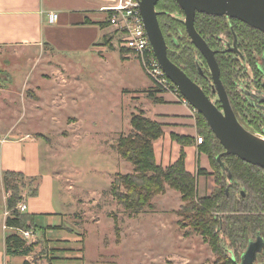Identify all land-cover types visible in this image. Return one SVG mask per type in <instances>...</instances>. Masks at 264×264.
<instances>
[{
  "label": "rangeland",
  "instance_id": "374dc122",
  "mask_svg": "<svg viewBox=\"0 0 264 264\" xmlns=\"http://www.w3.org/2000/svg\"><path fill=\"white\" fill-rule=\"evenodd\" d=\"M114 28L107 32L113 31L116 37ZM94 58L69 62L64 68L59 65L65 82L54 77L55 86L49 85L48 73L46 78L40 75L43 62L36 70L33 65L4 61L7 72L0 71L1 85L6 89L9 84L14 91L0 92V136L19 125L14 124L18 121L15 115H24L34 102L43 107L60 106L48 107L53 119L25 125L23 118L19 129L30 130L35 137L45 136L43 142L49 146L43 153L46 169L60 177L57 191L70 204L72 221L82 237L83 264H223L211 245L181 217L184 203L178 191L167 186L165 194L154 197L152 208L136 215L113 196L117 175L134 169L118 155L119 140L132 133V116L149 105L153 86L138 60L120 45ZM32 84L45 86L38 92ZM210 170L212 174V167ZM210 182L214 191L215 177ZM17 183L21 194L28 185H35L23 178H17ZM198 194L206 196L203 179ZM4 210L0 178V216Z\"/></svg>",
  "mask_w": 264,
  "mask_h": 264
},
{
  "label": "trees",
  "instance_id": "16d2710c",
  "mask_svg": "<svg viewBox=\"0 0 264 264\" xmlns=\"http://www.w3.org/2000/svg\"><path fill=\"white\" fill-rule=\"evenodd\" d=\"M157 12L160 13L159 23L168 45L169 58L199 84L212 100H215L217 97L211 88L209 68L202 54L188 37L184 12L176 0H160ZM113 14L114 12L110 11L109 20L101 26L104 28L112 26L110 18ZM195 27L212 50L222 48L218 39L220 35L233 38V34H236L240 40V49L246 56L264 52V34L238 20L198 14ZM111 41L110 38L107 43L110 44ZM122 51L129 52L124 48ZM223 54L217 53V61L222 70V80L232 107L245 128L252 130V125L257 122L250 120L246 115L247 105L235 82L237 69L244 70V68L231 54H228L229 57ZM251 60L254 64L255 60L252 58ZM148 95L150 99L159 103L161 101L156 95L163 94L153 88ZM216 105L221 109L218 101ZM240 116L244 117V122ZM131 125L132 133L120 138L117 151L122 159L134 166V172L118 174L112 184L113 196L127 212L136 215L146 208H152L154 197L165 194L169 186L181 193L184 203L180 212L181 217L211 245L213 252L224 261L223 264H235L230 253L238 254L246 249L251 238L257 235L264 238V171L243 162L236 156L223 155L224 147L200 113L197 112L198 133L203 138L200 152L208 155L214 172L211 174L199 168L198 176L213 175L217 186L210 196L203 198L198 194L197 177L186 169L184 150L180 159L172 166L165 169L158 165L154 142L164 135L163 125L147 118L143 111L132 116ZM255 130L260 128L257 127ZM174 139L182 146L192 144L191 140L185 138ZM219 156H222L221 162L218 161ZM221 163L229 169L231 180ZM17 178L26 179V176L16 172L4 174V184L8 194L7 210L10 213L6 226L11 230L6 238V252L14 257L29 255L36 246L34 243L29 244L15 232V229L30 231L36 228L35 216L18 210L24 198L20 193ZM32 191L33 195L37 194L36 189Z\"/></svg>",
  "mask_w": 264,
  "mask_h": 264
},
{
  "label": "crops",
  "instance_id": "0c3cea01",
  "mask_svg": "<svg viewBox=\"0 0 264 264\" xmlns=\"http://www.w3.org/2000/svg\"><path fill=\"white\" fill-rule=\"evenodd\" d=\"M119 2L120 0H0V71L7 72L3 69L6 60L14 61V65L21 63L36 66V70L43 62L44 73L41 72L40 75L46 78L45 73H48L51 77L47 78L49 85L55 86L54 77H62L61 67L68 66L69 62H82L94 57L97 59L101 52L121 46L123 35L118 31L117 38L113 37V31L108 33L107 30L114 26H101L109 20L110 9ZM51 14L58 15L55 23L50 22ZM110 38L112 41L108 44L107 40ZM55 61L60 63H54ZM64 61L66 63H61ZM14 68L17 72V67ZM27 75L29 74L26 73L25 78ZM1 82L0 78L1 93L9 94L14 91L9 84L4 89L6 86L1 85ZM60 82L64 83L65 79L62 77ZM32 86L40 92V88L45 85ZM156 98L161 102L156 103L149 98V105L141 108V111L147 118L163 125L164 135L154 142L158 165L165 169L172 166L180 159L184 150L187 171L197 177L198 185L201 179L204 180L206 196H210L213 193L210 179L214 176H198L199 168L211 173V164L208 155L200 152L198 145L200 135L197 114L192 107L182 104L172 94L156 95ZM48 107L57 109L60 106L48 104L43 107L36 101L28 105L24 115H15L18 121H14V124H22L23 118L25 125L40 119H53L54 115ZM81 119L82 116H79V120ZM19 125H13L15 127L4 131L0 136V178L5 206L4 213L0 216V264H83L82 237L78 236L79 232L72 221L73 213L68 207L70 204L57 191L60 177L46 169L43 153L49 146L43 142L45 136L35 137L30 130L19 129ZM175 137L191 140L192 144L182 146L175 141ZM5 172L24 174L26 179L35 184L28 185L22 194L23 202L28 206L25 213L35 216L36 223V228L30 230L33 238L29 242L36 246L27 256L14 257L6 252V238L11 230L5 228L8 212ZM129 172L133 173L134 169ZM34 189L37 191L35 195L32 194ZM39 252L41 255L37 256Z\"/></svg>",
  "mask_w": 264,
  "mask_h": 264
},
{
  "label": "water",
  "instance_id": "95a60500",
  "mask_svg": "<svg viewBox=\"0 0 264 264\" xmlns=\"http://www.w3.org/2000/svg\"><path fill=\"white\" fill-rule=\"evenodd\" d=\"M159 1L138 0V4L153 52L165 75L177 86L190 106L206 119L212 132L225 149L223 155L236 156L243 162L264 171V138L248 131L237 119L221 80L220 66L216 59L217 52L210 48L195 27L196 16L205 14L211 17L238 20L264 34V0H176L185 15L188 37L205 58L210 69L214 92L219 97L222 109H219L203 89L169 58L168 45L159 23L160 13L157 12ZM221 157H218L219 162ZM221 165L231 180L229 169L225 164L221 163ZM259 252H262V248L255 252L251 264H254ZM247 255L246 253L244 257Z\"/></svg>",
  "mask_w": 264,
  "mask_h": 264
},
{
  "label": "flooded vegetation",
  "instance_id": "af4514ba",
  "mask_svg": "<svg viewBox=\"0 0 264 264\" xmlns=\"http://www.w3.org/2000/svg\"><path fill=\"white\" fill-rule=\"evenodd\" d=\"M228 20H231V19L228 18ZM184 22H185V20H184ZM218 39H219V42H220L222 48L216 50L217 53L218 52L224 53L223 55L226 57H229L228 54H231L234 57V59L236 60V62L239 65L243 66V68H244V70L237 69V80L235 82H236V86L238 87V90L241 92V95L246 102V105H247L246 106V109H247L246 115L250 118V120H255L257 122L255 125H252V130H248L247 128L246 129L248 131L256 134L257 136L264 138V137H262V136H264V88H262L264 86V52L262 54H258V53L254 54L253 53L251 56H246L240 49V40L236 34H233V38H229V37H227V35L223 34V35H220L218 37ZM234 49H236V51H231ZM213 51H215V50H213ZM217 53H216V59H217ZM250 57L255 60L254 64H253ZM202 64L204 65L203 62H202ZM209 71H210V69H209ZM220 71H221V80H222L221 68H220ZM210 74H211V72H210ZM222 83H223V80H222ZM223 85H224V83H223ZM224 87H225V85H224ZM211 88H212V91L216 95L217 98L215 100H212L207 94L206 95L213 102H215V104L218 101L221 105V102L219 101V97L214 92V82L212 79V74H211ZM226 92H227V90H226ZM227 94H228V92H227ZM229 100H230V98H229ZM230 103H231V101H230ZM231 106H232V104H231ZM221 109H222V105H221ZM236 117L238 119L237 115H236ZM243 118H244L243 116H240V119L244 122ZM257 127H259L260 130H255V128H257ZM263 247H264V238L259 237L257 235L255 238L250 239L246 249L242 250L238 254H233V252H232V254L231 253L230 254H231V257H232L233 262L235 264H251V262L254 259L255 254H256L255 252L262 248V252L257 253L256 258L254 260L255 261L254 264H264V248ZM249 248H250V250H249ZM246 253L248 255L246 257H244V255Z\"/></svg>",
  "mask_w": 264,
  "mask_h": 264
},
{
  "label": "built area",
  "instance_id": "2783aa9c",
  "mask_svg": "<svg viewBox=\"0 0 264 264\" xmlns=\"http://www.w3.org/2000/svg\"><path fill=\"white\" fill-rule=\"evenodd\" d=\"M110 11L114 12L110 18L112 26L123 35L121 47L128 50L130 55L138 60L146 76L151 81L153 88L156 90L158 89L163 95L172 94L176 96L182 104L190 106L188 101L181 95L177 86L167 78L153 52L139 11L138 1L120 0L119 4L112 7ZM57 19V14L50 15L51 23H55ZM194 111L197 114V111ZM197 141L198 145H201L203 143V138L199 137ZM27 209L28 206L24 202L20 203L18 206V210L21 213H25ZM9 215L10 213L7 212V218ZM5 228H7V226H5ZM15 232L28 242L33 238L32 231L15 229Z\"/></svg>",
  "mask_w": 264,
  "mask_h": 264
}]
</instances>
